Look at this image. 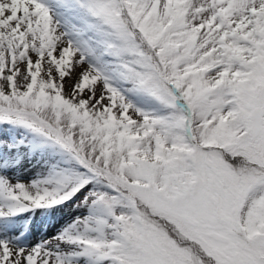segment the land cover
Masks as SVG:
<instances>
[{
    "label": "snow or ice",
    "instance_id": "snow-or-ice-1",
    "mask_svg": "<svg viewBox=\"0 0 264 264\" xmlns=\"http://www.w3.org/2000/svg\"><path fill=\"white\" fill-rule=\"evenodd\" d=\"M0 264H264V0H0Z\"/></svg>",
    "mask_w": 264,
    "mask_h": 264
}]
</instances>
